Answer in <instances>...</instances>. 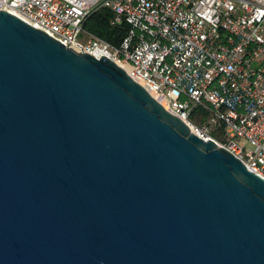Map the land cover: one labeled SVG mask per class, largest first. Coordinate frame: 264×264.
<instances>
[{
	"label": "water",
	"instance_id": "1",
	"mask_svg": "<svg viewBox=\"0 0 264 264\" xmlns=\"http://www.w3.org/2000/svg\"><path fill=\"white\" fill-rule=\"evenodd\" d=\"M0 264H264V177L1 9Z\"/></svg>",
	"mask_w": 264,
	"mask_h": 264
},
{
	"label": "built area",
	"instance_id": "2",
	"mask_svg": "<svg viewBox=\"0 0 264 264\" xmlns=\"http://www.w3.org/2000/svg\"><path fill=\"white\" fill-rule=\"evenodd\" d=\"M101 7L126 25L120 44L84 27ZM1 9L125 65L194 132L264 177V0H0Z\"/></svg>",
	"mask_w": 264,
	"mask_h": 264
},
{
	"label": "trees",
	"instance_id": "3",
	"mask_svg": "<svg viewBox=\"0 0 264 264\" xmlns=\"http://www.w3.org/2000/svg\"><path fill=\"white\" fill-rule=\"evenodd\" d=\"M112 10L107 7H101L93 11L84 21V27L91 32L107 39L114 44H120L126 33L125 24H111L110 17ZM203 109L197 108L192 114L193 119H198V113Z\"/></svg>",
	"mask_w": 264,
	"mask_h": 264
},
{
	"label": "bare ground",
	"instance_id": "4",
	"mask_svg": "<svg viewBox=\"0 0 264 264\" xmlns=\"http://www.w3.org/2000/svg\"><path fill=\"white\" fill-rule=\"evenodd\" d=\"M122 65V64H121ZM122 66H124L125 68H126V66L125 65H122ZM139 82H141L143 85H144V87L149 91V92H151L153 95H155L162 103H164V100H163V98L161 97V96H159V95H156L152 90H151V88L149 87V85L145 82V81H143V80H141V79H137Z\"/></svg>",
	"mask_w": 264,
	"mask_h": 264
},
{
	"label": "rangeland",
	"instance_id": "5",
	"mask_svg": "<svg viewBox=\"0 0 264 264\" xmlns=\"http://www.w3.org/2000/svg\"><path fill=\"white\" fill-rule=\"evenodd\" d=\"M81 36H83V34H81ZM81 36H80V37H81ZM197 121H199V119H197Z\"/></svg>",
	"mask_w": 264,
	"mask_h": 264
}]
</instances>
